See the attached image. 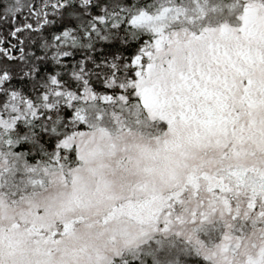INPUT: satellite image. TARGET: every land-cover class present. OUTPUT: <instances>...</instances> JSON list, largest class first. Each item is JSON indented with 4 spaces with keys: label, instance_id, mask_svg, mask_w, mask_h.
Here are the masks:
<instances>
[{
    "label": "snow or ice",
    "instance_id": "obj_1",
    "mask_svg": "<svg viewBox=\"0 0 264 264\" xmlns=\"http://www.w3.org/2000/svg\"><path fill=\"white\" fill-rule=\"evenodd\" d=\"M0 264H264V0H0Z\"/></svg>",
    "mask_w": 264,
    "mask_h": 264
}]
</instances>
